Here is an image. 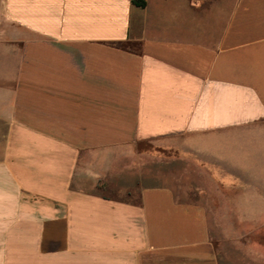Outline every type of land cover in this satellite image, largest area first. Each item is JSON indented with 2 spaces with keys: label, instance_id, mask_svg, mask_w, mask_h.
I'll return each mask as SVG.
<instances>
[{
  "label": "crops",
  "instance_id": "obj_1",
  "mask_svg": "<svg viewBox=\"0 0 264 264\" xmlns=\"http://www.w3.org/2000/svg\"><path fill=\"white\" fill-rule=\"evenodd\" d=\"M144 1L0 0V264H264V0Z\"/></svg>",
  "mask_w": 264,
  "mask_h": 264
},
{
  "label": "rangeland",
  "instance_id": "obj_2",
  "mask_svg": "<svg viewBox=\"0 0 264 264\" xmlns=\"http://www.w3.org/2000/svg\"><path fill=\"white\" fill-rule=\"evenodd\" d=\"M152 153L136 155L144 160V163L139 164L140 168L133 167L129 171L126 170H114L110 173L109 182L111 185H107L99 192L115 198H133L135 199L137 193L142 185L157 184L160 182L168 183L179 194H185V191L193 188L188 185H178V183H186L189 178L190 181L200 180L202 178L201 171L188 170V165L185 162L172 160L167 157L163 162H157L154 160L155 155L153 153V147L151 148ZM138 166V167H139ZM191 176V177H190ZM201 200V199H200ZM250 235H248V238ZM249 240L261 241V236H252ZM229 245V244H228ZM228 248L230 246H227ZM231 257L235 258H261L264 256V249H242L234 250L231 249L228 252Z\"/></svg>",
  "mask_w": 264,
  "mask_h": 264
},
{
  "label": "trees",
  "instance_id": "obj_3",
  "mask_svg": "<svg viewBox=\"0 0 264 264\" xmlns=\"http://www.w3.org/2000/svg\"><path fill=\"white\" fill-rule=\"evenodd\" d=\"M132 3H134L135 5H138V6H144L145 5L144 0H132Z\"/></svg>",
  "mask_w": 264,
  "mask_h": 264
}]
</instances>
